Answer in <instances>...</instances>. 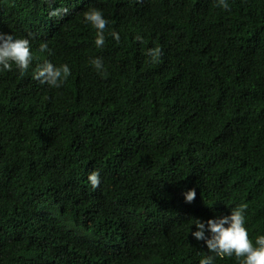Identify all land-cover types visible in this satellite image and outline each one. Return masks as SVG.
Instances as JSON below:
<instances>
[{"label": "trees", "instance_id": "obj_1", "mask_svg": "<svg viewBox=\"0 0 264 264\" xmlns=\"http://www.w3.org/2000/svg\"><path fill=\"white\" fill-rule=\"evenodd\" d=\"M178 1L99 0L102 46L81 11L0 71V264H199L193 219L239 204L264 235V0Z\"/></svg>", "mask_w": 264, "mask_h": 264}, {"label": "clouds", "instance_id": "obj_2", "mask_svg": "<svg viewBox=\"0 0 264 264\" xmlns=\"http://www.w3.org/2000/svg\"><path fill=\"white\" fill-rule=\"evenodd\" d=\"M99 0H7L0 3V71L10 70L13 65L20 71H26L32 61L30 42L33 46L41 41L40 50L46 51L49 41L81 11H85L83 16L85 22L92 25L97 30L95 44L99 47L104 43L103 30L107 24L106 19L100 10L92 8ZM179 7L173 13L184 14L188 10L183 0H179ZM220 4L227 7L225 0H220ZM92 8V9H91ZM185 8L184 10H181ZM169 10V9H167ZM215 13V8L199 9V12L209 15ZM200 14V13H199ZM207 25V20L200 14ZM214 20L213 24H217ZM197 32V28H194ZM9 31L13 35L3 33ZM115 39H119L117 33H111ZM203 39L205 36H201ZM217 36H213L212 43H216ZM206 42V43H207ZM31 46V47H33ZM36 49V48H34ZM83 62V61H82ZM96 69L102 68L99 58L91 61ZM123 71L129 73V69L123 65ZM70 75L68 65H53L45 61L39 65L34 78L41 84L59 87ZM88 180L95 187L99 184V174L93 171ZM185 200L191 203L196 197L195 189H190L184 194ZM246 204H239L231 208L230 214L217 216L213 219L203 221L193 219L196 231L191 235L197 241H203L209 253L213 255L203 256L199 264H213L216 257L235 256L241 264H264V235H257L253 243L249 239L248 230L245 227ZM53 264V263H49ZM58 264H65L63 260Z\"/></svg>", "mask_w": 264, "mask_h": 264}]
</instances>
